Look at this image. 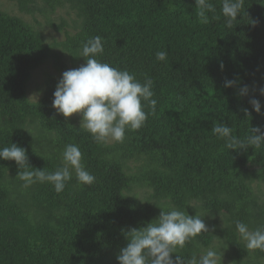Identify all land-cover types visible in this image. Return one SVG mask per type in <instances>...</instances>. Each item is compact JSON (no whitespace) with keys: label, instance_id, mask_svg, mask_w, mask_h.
Masks as SVG:
<instances>
[{"label":"trees","instance_id":"16d2710c","mask_svg":"<svg viewBox=\"0 0 264 264\" xmlns=\"http://www.w3.org/2000/svg\"><path fill=\"white\" fill-rule=\"evenodd\" d=\"M6 1L22 14L46 18L67 7L74 20L72 33L48 43L41 31L0 9V148L17 144L30 170L52 172L62 166L64 146L74 143L96 179L80 186L73 172L59 194L47 183L24 188L17 177L22 169L0 160V264H118L129 243L125 233L170 208L198 214L209 230L173 259L199 254L217 240L229 264H262L264 251L249 254L235 221L250 230L264 225V201L253 189L264 185V148L229 150L212 129L227 125L241 139L251 128L264 131V0H245L232 28L225 26L222 0H211L216 12L208 13V23L196 15L195 0ZM46 23L56 32L68 26ZM95 36L104 48L97 58L141 82L147 74L157 100L154 113L142 102L148 117L141 129L111 145L94 142L74 119L57 114L55 76H48L36 103L25 93L31 73L48 60L58 73L65 71L66 54L74 69L83 65L82 45ZM161 50L165 61L156 59ZM237 78L236 87H224ZM243 85L249 94L240 97ZM252 98L261 102V114L252 110ZM130 163H137L134 174ZM134 186L150 196H130Z\"/></svg>","mask_w":264,"mask_h":264},{"label":"clouds","instance_id":"9594fccd","mask_svg":"<svg viewBox=\"0 0 264 264\" xmlns=\"http://www.w3.org/2000/svg\"><path fill=\"white\" fill-rule=\"evenodd\" d=\"M244 3L245 0H222L221 13L227 28H232L241 15ZM195 11L202 23H208V13H215L216 7L211 0H195ZM212 18L219 19L218 16ZM103 52L100 36L89 38L83 43L81 57L85 63L62 74L53 93L52 106L57 114L66 119L79 114L80 129L89 133L94 142H123L126 132L141 129L147 120L148 113L144 111L142 102H147L153 113L156 110L157 100L152 98L154 93L151 90L153 81L145 74L141 82L127 69L102 62L97 57ZM167 55L166 50L158 51L156 59L165 61ZM220 68L224 70L222 63ZM238 83V78L225 80L224 87L233 88ZM259 93L264 96V88L259 89ZM248 94L247 85L239 87L238 96ZM249 103L253 111L261 114L262 105L258 99L252 98ZM242 111L250 118L248 109ZM212 132L224 141V146L229 150L240 152L248 148H264V131L260 127L251 128V134L243 139L234 135L231 127L221 123H215ZM61 156L62 166L55 171L30 170L32 167L28 164L24 148L17 144L0 148V160L15 161L22 169L17 177L23 182L24 188L36 183H47L59 194L72 179L73 172L80 186H90L95 182V176L82 163V152L78 145L66 144ZM235 228L245 242L246 249L264 251V225L250 230L246 223L236 220ZM202 233H209V230L198 214L193 217L185 210H162L157 220L125 233L129 243L120 250L116 259L118 264H221L220 253L214 248L188 257L177 254L175 259L172 258V254L184 249Z\"/></svg>","mask_w":264,"mask_h":264},{"label":"rangeland","instance_id":"374dc122","mask_svg":"<svg viewBox=\"0 0 264 264\" xmlns=\"http://www.w3.org/2000/svg\"><path fill=\"white\" fill-rule=\"evenodd\" d=\"M40 6V3L38 4ZM0 9L11 15V16H17L21 19H23L25 22L33 26L35 29L42 32L43 37L45 38L46 42L53 43L56 41H62L64 39V33L69 32L72 33V27L70 26L71 21L74 20V16L72 13L68 12V8H62L56 11L54 14H48L47 18L44 16H41L39 13H35L33 15H25L20 12H18L17 7L13 3H9L6 0H0ZM46 20L52 21V23L56 26H59L61 24V21L64 20L67 23V27H63L61 32H56L48 23H46ZM70 26V27H69ZM60 51V50H57ZM62 62L65 65V71L74 69L73 64L71 63L69 56L66 54L62 57ZM79 67L82 66L81 64L78 65ZM64 71V72H65ZM63 73H58L57 70L54 68L52 60H48L46 63H44L40 68L33 71L31 73V78L29 82L26 85V97L29 102L36 103L40 100L42 97L45 89V81L48 78V76H55L56 79L60 80L62 78ZM53 107V106H52ZM54 109V108H53ZM55 110V109H54ZM79 125L81 121V116L79 114H74L72 117ZM114 142L109 140L106 142V144L111 145ZM130 174H134L137 172V163H130ZM255 194L260 197L262 201H264V185L255 184L253 186ZM130 196H135L140 201H145L150 196V191L148 190H142L137 189V187H133L130 191ZM223 223L219 222L218 227H222ZM211 248H214L220 253L221 262L223 264H229L228 260L226 259V255L223 249L219 248L218 241L215 240L213 242V245ZM207 250V249H206ZM205 251V250H204ZM254 251V250H253ZM253 251H249V254H252ZM259 263L264 264V259L259 260Z\"/></svg>","mask_w":264,"mask_h":264}]
</instances>
